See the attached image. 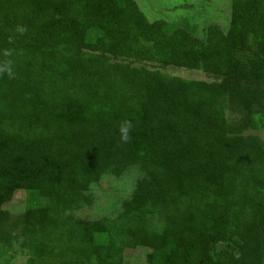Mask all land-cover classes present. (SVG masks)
Instances as JSON below:
<instances>
[{
  "label": "trees",
  "instance_id": "trees-1",
  "mask_svg": "<svg viewBox=\"0 0 264 264\" xmlns=\"http://www.w3.org/2000/svg\"><path fill=\"white\" fill-rule=\"evenodd\" d=\"M226 17L0 0L3 249L26 264H264V0H231ZM135 172L116 214L77 215L104 177Z\"/></svg>",
  "mask_w": 264,
  "mask_h": 264
},
{
  "label": "rangeland",
  "instance_id": "rangeland-1",
  "mask_svg": "<svg viewBox=\"0 0 264 264\" xmlns=\"http://www.w3.org/2000/svg\"><path fill=\"white\" fill-rule=\"evenodd\" d=\"M141 9L149 19H165L168 21H186L187 25H206L209 23H219L224 26L231 6V0H137ZM227 14V15H226ZM226 17V19H225ZM225 19V20H224ZM137 65H144L146 62H137ZM152 66V63H148ZM163 71L183 76L189 79H202L213 81L215 78L199 69H189L185 67L168 66L161 68ZM228 117L232 113L227 109ZM254 133L259 134L264 139V129H255ZM137 172L131 176H123L117 179L106 176L102 181L93 187L97 193L96 205L92 208H84L76 212L83 216L114 215L119 210L121 196L126 195L133 188L134 179ZM26 208V193L17 192L14 198L5 204V209L14 215L21 214ZM29 255L20 248L3 249L0 245V264H26ZM128 264H137L138 260L132 257L127 260Z\"/></svg>",
  "mask_w": 264,
  "mask_h": 264
},
{
  "label": "clouds",
  "instance_id": "clouds-1",
  "mask_svg": "<svg viewBox=\"0 0 264 264\" xmlns=\"http://www.w3.org/2000/svg\"><path fill=\"white\" fill-rule=\"evenodd\" d=\"M120 132H121V139H127L128 128L126 126H121Z\"/></svg>",
  "mask_w": 264,
  "mask_h": 264
}]
</instances>
